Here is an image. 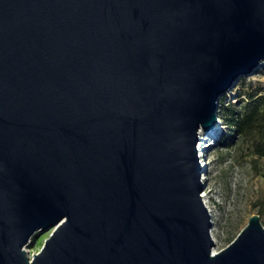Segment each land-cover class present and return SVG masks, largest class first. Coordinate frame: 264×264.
Segmentation results:
<instances>
[{
    "label": "water",
    "instance_id": "water-1",
    "mask_svg": "<svg viewBox=\"0 0 264 264\" xmlns=\"http://www.w3.org/2000/svg\"><path fill=\"white\" fill-rule=\"evenodd\" d=\"M263 66L264 0H0V264H264L260 214L216 250L202 178Z\"/></svg>",
    "mask_w": 264,
    "mask_h": 264
},
{
    "label": "rangeland",
    "instance_id": "rangeland-1",
    "mask_svg": "<svg viewBox=\"0 0 264 264\" xmlns=\"http://www.w3.org/2000/svg\"><path fill=\"white\" fill-rule=\"evenodd\" d=\"M253 92L264 94V66L251 75H242L236 90L225 93L226 101L249 111L253 103L247 94ZM255 125L247 136L239 133L232 138L230 129H218L213 138L203 133L209 138L210 159L203 194L216 221L211 229L216 250L226 248L253 215L260 214L264 223V157L255 151L256 142L264 139V116ZM227 134L231 142L222 145ZM50 233L51 230L36 233L26 247L28 253L38 252Z\"/></svg>",
    "mask_w": 264,
    "mask_h": 264
},
{
    "label": "trees",
    "instance_id": "trees-1",
    "mask_svg": "<svg viewBox=\"0 0 264 264\" xmlns=\"http://www.w3.org/2000/svg\"><path fill=\"white\" fill-rule=\"evenodd\" d=\"M252 101V107L249 111L243 110L242 106H237L235 103L226 101V94L220 100L219 116L223 125L228 126L232 138L236 134L243 136L249 135L255 128V124L259 117L264 116V94L258 93L247 94ZM222 145L231 142V136L225 135L222 140ZM255 151L258 155L264 157V139L256 142Z\"/></svg>",
    "mask_w": 264,
    "mask_h": 264
},
{
    "label": "bare ground",
    "instance_id": "bare-ground-1",
    "mask_svg": "<svg viewBox=\"0 0 264 264\" xmlns=\"http://www.w3.org/2000/svg\"><path fill=\"white\" fill-rule=\"evenodd\" d=\"M217 131H218V129L209 132V134L212 135V138L217 134ZM204 177H205V175H202V178H204ZM205 196H206V195L203 194L204 199H205Z\"/></svg>",
    "mask_w": 264,
    "mask_h": 264
}]
</instances>
